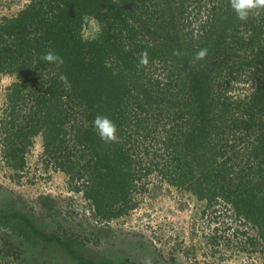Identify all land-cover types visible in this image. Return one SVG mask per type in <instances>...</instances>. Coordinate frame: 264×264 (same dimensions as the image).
<instances>
[{"label": "trees", "instance_id": "trees-1", "mask_svg": "<svg viewBox=\"0 0 264 264\" xmlns=\"http://www.w3.org/2000/svg\"><path fill=\"white\" fill-rule=\"evenodd\" d=\"M90 19L100 31L86 38ZM202 48L208 55L195 60ZM48 50L63 64L42 60ZM0 74L15 77L0 118L1 153L12 169L25 168L42 135L75 190L113 219L131 208L135 179L162 166L170 184L195 189L209 205H231L236 234L253 229L252 245L264 244V10L242 21L230 0H28L0 18ZM97 115L115 123L118 141L100 138ZM141 138L164 152L156 144L142 152ZM13 220L78 264H106L39 230L21 210L0 213V225Z\"/></svg>", "mask_w": 264, "mask_h": 264}, {"label": "rangeland", "instance_id": "rangeland-1", "mask_svg": "<svg viewBox=\"0 0 264 264\" xmlns=\"http://www.w3.org/2000/svg\"><path fill=\"white\" fill-rule=\"evenodd\" d=\"M27 3L0 0V18L17 14ZM99 31V23L90 19L83 35L93 38ZM14 80L10 74H0V118L6 90ZM141 142L142 152L149 144L164 152L156 140L141 138ZM156 160L162 162L160 156ZM159 168L135 179L138 189L132 193L131 208L108 219L97 213L85 191H76L69 175L46 155L42 135L34 138L20 171L6 164L0 143V213L21 210L39 230L71 240L106 264L127 260L137 264H264V244L253 246L249 240L255 231L249 228L246 235L236 234L240 223L231 205L221 199L209 205L195 189L170 184ZM225 223L231 228L226 229ZM243 229L247 230L241 225ZM31 231L23 221L0 225V264H78L66 250L38 239Z\"/></svg>", "mask_w": 264, "mask_h": 264}, {"label": "clouds", "instance_id": "clouds-1", "mask_svg": "<svg viewBox=\"0 0 264 264\" xmlns=\"http://www.w3.org/2000/svg\"><path fill=\"white\" fill-rule=\"evenodd\" d=\"M230 4L237 14L238 19L242 21H246L250 14L259 15L260 10H264V0H230ZM179 54L180 53L178 51L174 52V55ZM207 55L208 50L206 48H202L196 53L195 60H203ZM41 59L48 63L56 64L57 66L63 64V58L53 50H48L45 52ZM148 62V53L147 51H143L140 54L139 64L146 66ZM59 79L66 88L71 87L66 75L61 74ZM44 86L47 87L46 84H44ZM93 126L102 140L106 142L118 141V137L116 135L117 127L109 117L105 115H97L93 121Z\"/></svg>", "mask_w": 264, "mask_h": 264}]
</instances>
